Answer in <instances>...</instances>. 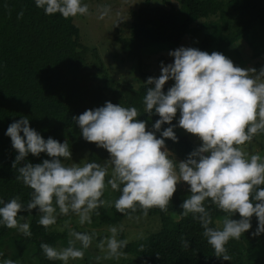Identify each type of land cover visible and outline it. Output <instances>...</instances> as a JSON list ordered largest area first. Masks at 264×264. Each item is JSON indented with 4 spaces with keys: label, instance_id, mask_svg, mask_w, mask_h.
Listing matches in <instances>:
<instances>
[{
    "label": "clouds",
    "instance_id": "9594fccd",
    "mask_svg": "<svg viewBox=\"0 0 264 264\" xmlns=\"http://www.w3.org/2000/svg\"><path fill=\"white\" fill-rule=\"evenodd\" d=\"M35 4L46 15L59 13L65 19L89 14V6L82 0H35ZM98 11V18L104 19L111 9L103 7ZM23 14L21 11L18 19ZM168 54L174 62H161L160 76L146 81L154 87L147 88L144 112L151 117L154 111L160 117L152 131L146 130V121L137 119L140 112L136 107L110 101L72 117L86 141L109 153L110 158L103 164L92 161L66 165L64 161L72 156L67 140H45L29 126L27 117L9 125L5 134L18 152L12 165L19 173L16 179L32 191L26 203L19 197L7 203L0 199V225L31 237L27 218H17L22 211L38 209V223L45 229L55 225L59 216L70 214L76 215L81 225L91 224L93 213L99 216L97 210L101 207L114 206L130 218L138 209L144 216L152 208L167 212L177 185L185 182L191 194L181 205L182 215L192 214L200 223L217 258L231 260L225 246L230 239L239 240L252 227L253 215L258 227L252 236L264 233V159L259 154L249 156L243 148L264 133V67L259 72L255 68L244 69L222 53L209 54L191 47H179ZM170 80L174 84L165 93L164 86ZM178 110V126L202 141L179 163L171 158L165 144V138L178 142L176 125L172 124ZM166 123L170 126L161 132L162 138H157L155 133ZM29 153H46L51 159L17 167ZM109 187L120 193L114 201L104 198ZM212 205L228 214L217 221L222 227L210 226ZM234 213H239L240 219H232ZM122 230L121 225L119 231ZM110 232L111 237L105 238L108 253L103 259H119L124 255L120 250L128 241L117 239V227H111ZM68 235V246L64 248L40 244L48 260L64 264L70 259L82 260L95 236L71 229ZM181 243L184 248L190 246L183 237ZM98 247L103 250L105 240ZM3 255L0 252V257ZM100 259L96 257L97 264ZM0 264L17 262L2 259Z\"/></svg>",
    "mask_w": 264,
    "mask_h": 264
},
{
    "label": "trees",
    "instance_id": "16d2710c",
    "mask_svg": "<svg viewBox=\"0 0 264 264\" xmlns=\"http://www.w3.org/2000/svg\"><path fill=\"white\" fill-rule=\"evenodd\" d=\"M179 2L184 9L183 16L172 6L150 7L148 0H144L145 5L135 13L129 37L118 40L126 58L135 61L140 70L147 48L162 45L175 48L187 34L195 37L200 30L204 31L203 39L194 45L209 54L215 51L231 59L227 50L240 40L247 44L253 56L264 54V46L254 49L255 41L250 36L256 29L264 35V0ZM21 11L24 13L23 17L18 19ZM73 18L65 19L59 13L46 15L43 9L36 6L35 0H0V199L5 203L14 197H19L21 202L26 203L32 191L16 179L19 173L12 165L18 152L12 147L11 138L5 134L9 125L22 117H27L29 126L45 140L49 137L61 143L67 140L70 150H87L86 162L101 164L110 158L109 153L106 149L98 148L95 143L86 141L72 117L79 116L86 110L102 107L110 101L124 107H136L140 112L137 119L146 121L147 131H152L155 121L160 119L154 111L151 117L144 112L143 98L147 88L154 85L145 82L134 88L129 83L111 82L103 89L93 87L91 80L94 74L85 72L84 65L88 53L95 58V50H88L80 43L79 30L73 24ZM201 20H204L201 28L193 29L192 25ZM231 60L235 66L240 67L241 59ZM91 67L103 72L101 64L92 63ZM103 79L108 82L107 76H103ZM169 88L165 85L163 91L166 93ZM179 116L178 110L172 121L173 125ZM169 126L167 123L162 125L160 132L155 133L156 137L162 138L161 132ZM72 135L77 136L66 138ZM176 136L178 142L165 138V144L169 152L183 161L197 147L188 136ZM44 159L51 157L46 153L39 156L29 153L17 167L27 163H42ZM189 187L183 182L177 188L167 212L158 208L149 210L147 216L159 215L161 228L145 238L128 243L120 250L138 258L131 264H264V233L258 237L252 236L258 227L255 215L251 218L252 227L239 240L230 239L225 246L231 260L225 261L222 257L215 256L214 249L203 236L200 223L192 214L182 215L181 205L191 194ZM119 195V192L113 191V201ZM97 211L99 216L94 213L92 215V224L97 227L119 224L123 219L129 218V215L119 213L114 206L110 207L109 213L105 207ZM209 211L213 219L211 227H217L216 221H222L228 215L214 205ZM169 213L177 214L178 221L170 222L167 217ZM135 215H143L142 210L131 213V217ZM19 216L28 218L32 236L12 237L7 243L11 251L10 258L18 260L25 248L31 246V253L27 252V258L18 260L19 262L25 263L27 260L32 264H64L59 260H48L40 244L44 242L55 247L57 243L67 239L66 233L54 232L50 227L45 229L41 226L38 223V209L22 211L18 213V219ZM231 218L240 219L239 213H234ZM14 230L0 225L2 251L7 242L5 240ZM182 237L190 241L189 248L182 246ZM120 240H123L122 234Z\"/></svg>",
    "mask_w": 264,
    "mask_h": 264
},
{
    "label": "rangeland",
    "instance_id": "374dc122",
    "mask_svg": "<svg viewBox=\"0 0 264 264\" xmlns=\"http://www.w3.org/2000/svg\"><path fill=\"white\" fill-rule=\"evenodd\" d=\"M221 1L225 2L226 0ZM82 3L89 6V14H78L73 18V24L79 30L80 43L87 47L88 50H95V58H93L90 53L86 55L84 69L85 72L94 74V78L91 80V83L93 87L96 88H106L111 82L114 84L121 82L129 83L134 88H137L141 84L145 83L149 77L158 78L160 76L161 62H163L164 65L174 62V58L168 54L170 51L176 50L179 47L197 48L194 44H197L203 39L204 31L200 30L195 37H191L187 34L175 48L166 45L151 46L145 50L143 65L140 70L135 61H129L126 58V55L121 50V43H119L118 40H125L129 37V30L131 24L134 22L135 13L139 7L145 5L144 0H83ZM148 5L150 7L163 6L165 8L172 6L177 9L180 16L184 15V9L182 8L179 0H148ZM103 7H110L111 11L104 19H99L98 10ZM203 22L204 20H201L200 22L193 24L192 28L200 29ZM250 36H252V39L255 41L254 49H261L262 46H264V35L263 32L259 31V29H256ZM246 45L247 44L243 40L237 41L227 50L228 55L231 59H241V68H255L257 72H259V70L264 67V54L255 57ZM92 63H95L96 65L101 64L103 72L101 73L94 70V68L91 67ZM103 76H107L108 82H105ZM173 84L174 81L170 80L165 85L171 87ZM179 119L180 116L175 124L176 127L174 128V132L181 136H188L193 144L196 147H199L202 144V141H200L193 134L188 133L183 128H180L178 126ZM76 134L78 135L79 132ZM77 135L67 136L66 138L70 139V137H76ZM243 148L249 156L251 154H259L261 158L264 159V133L254 137L253 140L244 145ZM70 151L72 153L71 160L64 161L66 165H71L72 163H86L87 150L85 148L79 149L76 152L72 150ZM171 158H173L177 163L180 162V160L172 153ZM182 184L183 182L179 183L177 188L181 187ZM104 198L111 200L114 199L113 191L110 187L106 191ZM105 209L108 213L110 212V207H105ZM167 217L170 219V222L173 223L177 222L179 219V216L173 213H169ZM121 225L123 226V230L119 231ZM216 225L217 227H222V224L218 225L216 223ZM113 226L118 229L117 239L120 240V235L122 234L123 240H127L128 243H130L159 231L161 228V219L159 215H135L131 218L129 217L123 219L119 222V224H108L97 227L92 223H85L84 225H81L79 223V218L74 214H70L68 216H59L56 224L50 226V228L54 230V232L66 233L67 235V239L57 243L55 246V248L58 249L68 246L69 229L77 232L95 234L91 246L84 250V258L82 260L70 259L67 264H94L97 263V256L101 257L99 261L101 264H131L138 260L136 256L125 253L119 259H103V257H105L108 253L105 238L111 237L110 228ZM22 235L23 234L17 232L15 229L10 234V237L5 240V242H7L4 251L0 249V252H4L3 254L7 257L6 259L14 260L17 264H32L27 260L25 263L19 262L23 261V258H27V252L31 253V246H27L25 248L22 256L18 258L19 261L15 258H10L11 251L9 249V245L7 244L8 241L11 240L12 237ZM101 240H105V247L103 250L98 247ZM77 247H79V244H77ZM259 253L260 251H258V254ZM4 255L3 257H5ZM3 257H0V260H2ZM140 262H142V260H140Z\"/></svg>",
    "mask_w": 264,
    "mask_h": 264
}]
</instances>
